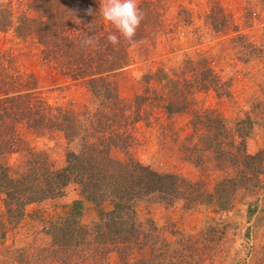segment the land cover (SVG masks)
Returning <instances> with one entry per match:
<instances>
[{
    "label": "trees",
    "instance_id": "16d2710c",
    "mask_svg": "<svg viewBox=\"0 0 264 264\" xmlns=\"http://www.w3.org/2000/svg\"><path fill=\"white\" fill-rule=\"evenodd\" d=\"M162 2L138 0L143 20L135 44L162 27ZM209 3L204 24L213 33L227 36L237 60H253L264 69V29L258 43L249 41L229 13L212 0ZM183 13L177 12V22L190 24L189 16ZM255 15L245 8L244 23ZM9 31L19 40H33L42 62L62 77L82 83L92 96L91 104L80 108L51 105L37 91L32 75H22L7 54L0 55V196L4 223L15 225L25 206L59 197L68 185L76 187L78 193L70 211L48 223L47 257L52 254L54 258L43 260L103 264L112 254L117 264H166L165 258H172L169 251L173 243L158 241L154 226L150 233L142 230L135 220L138 201L152 198L167 205L181 202L188 208L203 205L224 211L232 206L237 193L253 195L261 190L264 153L250 154L245 146L253 120L244 113L229 127L216 109L196 108L192 102L194 92L229 96V84L221 81L204 60H187L170 74L147 72L143 82H154L160 90L145 87L131 99H123L112 79L132 64L131 46L122 38L116 46L108 43L107 36L116 30L104 23L99 0H30L18 13L9 0H0V33ZM89 37L97 42L96 49L80 46L81 40ZM258 87L260 98L252 99L251 104L264 125V71ZM146 108L158 110L166 118L186 116L190 131L185 138L189 141L184 148L187 160L202 167L204 159L210 158L218 171L231 170L232 174L216 179L206 191L198 181L154 171L128 156L114 158L113 149L128 148L135 124L148 120ZM21 128L40 134L57 132L76 149L65 150L58 168L45 155L26 149L20 163L9 165L8 155L22 149ZM83 203L96 213L89 225L78 219ZM250 213L247 210V215ZM202 234L215 240L218 228L209 226ZM182 242L179 239L177 245L182 246Z\"/></svg>",
    "mask_w": 264,
    "mask_h": 264
},
{
    "label": "rangeland",
    "instance_id": "374dc122",
    "mask_svg": "<svg viewBox=\"0 0 264 264\" xmlns=\"http://www.w3.org/2000/svg\"><path fill=\"white\" fill-rule=\"evenodd\" d=\"M15 13L26 9L30 0H9ZM211 0H164L162 2V27L155 34L130 47L132 64L113 77L119 97L131 99L143 88L158 92L154 82L147 85L143 76L147 72L162 70L168 74L177 72L187 60H204L223 82L229 84L228 97H216L212 92H194L192 102L196 108H214L233 127L236 120L247 113L253 126L245 139L246 151L264 153V125L259 112H253L251 100L259 99V84L263 78V66L253 60L242 63L232 54L227 36L213 33L203 17ZM229 13L249 41L259 42L264 29V2L260 0H212ZM245 8L256 13L244 23ZM181 10L189 16L190 24L177 22ZM182 14L180 15V17ZM107 25L108 22L104 21ZM39 48L33 40H19L12 32L0 33V55L7 54L22 75H32L36 89L51 105L89 106L92 96L86 87L62 77L39 58ZM148 120L135 124L132 140L125 151L113 149L114 158L127 156L160 173H173L190 181L200 182L210 191L221 176L231 175V170L218 171L210 158L202 167L187 160L185 146L187 117L174 115L166 118L158 110L146 108ZM22 149L8 155L9 165L22 161L24 150L43 154L58 168L63 164L66 149H76L67 144L57 132L35 133L24 128L18 130ZM262 188L256 194H236L232 206L224 211L199 205L185 207L181 202L165 204L155 199H142L135 205V220L144 232L173 243L166 264H264V174L260 177ZM0 196V264H56L47 257L50 238L45 229L58 216L67 214L71 204L78 199L76 187L68 185L61 196L25 206L23 216L13 226L4 223ZM108 209L107 205L103 206ZM250 210V215H247ZM96 218L94 209L83 203L79 221L89 225ZM209 226L218 228L217 238H203ZM184 240L182 246L177 245ZM54 258V257H52ZM132 260V258H130ZM103 264H117L109 255Z\"/></svg>",
    "mask_w": 264,
    "mask_h": 264
},
{
    "label": "clouds",
    "instance_id": "9594fccd",
    "mask_svg": "<svg viewBox=\"0 0 264 264\" xmlns=\"http://www.w3.org/2000/svg\"><path fill=\"white\" fill-rule=\"evenodd\" d=\"M99 11L103 20L110 23L116 30L107 36L108 43L116 46L122 38L134 47V37L143 20V12L139 8L138 0H99ZM88 14H92L91 9L88 10ZM88 27L90 31L93 30L92 24ZM80 46L83 49L92 50L96 49L97 42L89 37L81 40Z\"/></svg>",
    "mask_w": 264,
    "mask_h": 264
}]
</instances>
